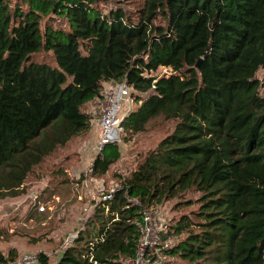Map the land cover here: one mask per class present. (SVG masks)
Masks as SVG:
<instances>
[{"label":"trees","instance_id":"16d2710c","mask_svg":"<svg viewBox=\"0 0 264 264\" xmlns=\"http://www.w3.org/2000/svg\"><path fill=\"white\" fill-rule=\"evenodd\" d=\"M130 1L0 0V198L21 194L33 166L90 129L82 106L106 83L125 81L140 102L125 132L157 116L176 123L54 264H122L141 209L190 191L180 203L197 208L177 220L184 235L169 253L182 264H264V0H142L135 13ZM40 51L55 65L30 60ZM159 67L170 71L153 75ZM116 146L96 155L93 174L118 159ZM15 260L0 253V264Z\"/></svg>","mask_w":264,"mask_h":264},{"label":"rangeland","instance_id":"374dc122","mask_svg":"<svg viewBox=\"0 0 264 264\" xmlns=\"http://www.w3.org/2000/svg\"><path fill=\"white\" fill-rule=\"evenodd\" d=\"M11 2L14 4L19 0ZM141 2L142 0H131L125 8L135 13ZM113 6L108 3L99 5L98 8L106 13ZM44 22L41 23L42 27ZM53 25L66 28L63 21ZM30 60L55 65L50 51L34 53ZM169 71V68L159 67L152 74L161 76ZM263 75L264 70H258L256 76L261 79ZM110 84L106 83L104 90ZM260 93L264 95V87L260 88ZM140 95L146 96L145 93ZM103 98L101 96L90 100L82 106V111L92 117L88 131L72 137L33 166L22 184L21 194L0 198V253L3 255L6 256L13 250L17 260L26 254L37 256L39 252H43L47 255L48 263L54 264L74 233L83 228L88 218L93 216L102 193L120 187L123 177L172 131L176 123L174 119L157 116L147 123L144 131L133 135L125 132L122 143L116 146L119 150L118 159L109 166L105 174H93L90 167L97 155V120L102 111L100 100ZM139 104L135 96L131 95L128 110ZM196 197L197 193L185 192L179 198L152 206L151 211L162 228L178 239L184 233H176L174 225L177 220L181 215L189 214L197 208L195 203L183 205L180 202L188 198L194 200ZM40 206L44 209L40 210ZM149 263L182 264V261L168 250H159L150 256ZM122 264L129 262L125 260Z\"/></svg>","mask_w":264,"mask_h":264},{"label":"built area","instance_id":"2783aa9c","mask_svg":"<svg viewBox=\"0 0 264 264\" xmlns=\"http://www.w3.org/2000/svg\"><path fill=\"white\" fill-rule=\"evenodd\" d=\"M110 85L111 86L103 90L104 98L100 100V103H102V111L97 120L99 131L96 150L97 154L100 155H102L106 145H119L122 143L125 134L122 119L126 114L133 110H128V100L131 96L132 87L125 81ZM118 188L103 192L102 197L99 199L96 206L100 202L111 200L114 192ZM127 200L129 204L139 203V200L135 198H127ZM39 208L40 210L44 209L43 206H40ZM91 217H89L88 220ZM133 224L137 229L138 237L134 256L127 259L129 264H150L149 261L151 255L156 254L159 250H168L176 241V238L172 233H168L156 221L155 216L151 211V207H143L141 209L140 219L134 221ZM78 231L71 237L67 246L72 244ZM12 264H38V256L34 254H26L20 259L13 261Z\"/></svg>","mask_w":264,"mask_h":264},{"label":"water","instance_id":"95a60500","mask_svg":"<svg viewBox=\"0 0 264 264\" xmlns=\"http://www.w3.org/2000/svg\"><path fill=\"white\" fill-rule=\"evenodd\" d=\"M200 62H201V59H199V60L197 61V63H196V66H197V67L199 66Z\"/></svg>","mask_w":264,"mask_h":264},{"label":"crops","instance_id":"0c3cea01","mask_svg":"<svg viewBox=\"0 0 264 264\" xmlns=\"http://www.w3.org/2000/svg\"><path fill=\"white\" fill-rule=\"evenodd\" d=\"M95 99H97V98H94L93 100H95Z\"/></svg>","mask_w":264,"mask_h":264}]
</instances>
